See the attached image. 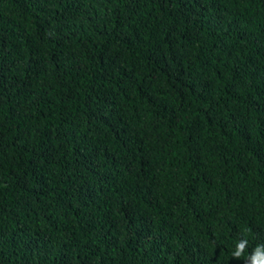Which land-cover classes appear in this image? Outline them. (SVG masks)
Wrapping results in <instances>:
<instances>
[{
    "label": "trees",
    "instance_id": "1",
    "mask_svg": "<svg viewBox=\"0 0 264 264\" xmlns=\"http://www.w3.org/2000/svg\"><path fill=\"white\" fill-rule=\"evenodd\" d=\"M262 244L264 0H0V264Z\"/></svg>",
    "mask_w": 264,
    "mask_h": 264
},
{
    "label": "clouds",
    "instance_id": "2",
    "mask_svg": "<svg viewBox=\"0 0 264 264\" xmlns=\"http://www.w3.org/2000/svg\"><path fill=\"white\" fill-rule=\"evenodd\" d=\"M248 247V241L245 239L240 240L236 246L235 250L232 252L233 258H240L244 256L246 249ZM264 244L257 245L251 253H248L246 258V264H264Z\"/></svg>",
    "mask_w": 264,
    "mask_h": 264
}]
</instances>
